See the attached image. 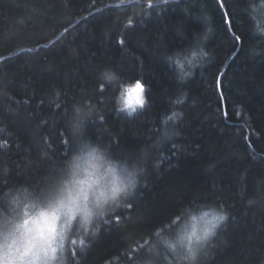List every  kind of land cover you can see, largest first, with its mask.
I'll use <instances>...</instances> for the list:
<instances>
[{
	"label": "trees",
	"instance_id": "trees-1",
	"mask_svg": "<svg viewBox=\"0 0 264 264\" xmlns=\"http://www.w3.org/2000/svg\"><path fill=\"white\" fill-rule=\"evenodd\" d=\"M249 2L0 0V192L38 187L62 163L77 103L94 107L85 134L113 155L147 149L142 185L69 264H129L157 225L193 202L228 212L198 264H264V41L251 34ZM209 23L210 56L178 83L162 55ZM106 67L140 82L142 111L115 109L116 84L98 78ZM180 93L176 135L160 140L161 116Z\"/></svg>",
	"mask_w": 264,
	"mask_h": 264
},
{
	"label": "clouds",
	"instance_id": "clouds-1",
	"mask_svg": "<svg viewBox=\"0 0 264 264\" xmlns=\"http://www.w3.org/2000/svg\"><path fill=\"white\" fill-rule=\"evenodd\" d=\"M246 14L252 36L264 41V0H250ZM213 31L209 23L194 33L191 45L162 55L178 83H186L206 62L210 54L205 45ZM249 51L260 54L258 49ZM98 78L116 84L113 103L118 112L131 117L147 105L146 95L135 89L137 82L122 81L113 68H103ZM186 99V93H180L170 100L173 109L161 116L160 140L176 135L174 125L183 115L178 106ZM94 111L91 104L72 106L67 128L73 148L38 187L18 184L0 192V264H69L71 249L88 247L102 221L142 185L147 149L129 160L87 137L86 124ZM227 219V210L214 202L185 204L144 238L135 264H198Z\"/></svg>",
	"mask_w": 264,
	"mask_h": 264
},
{
	"label": "rangeland",
	"instance_id": "rangeland-1",
	"mask_svg": "<svg viewBox=\"0 0 264 264\" xmlns=\"http://www.w3.org/2000/svg\"><path fill=\"white\" fill-rule=\"evenodd\" d=\"M142 89H143V87H142ZM142 92L144 93V89L142 90ZM78 251H81V249H78V248H75V247L72 248L71 251H70V253H69V260H70L71 258H73V260H74V258H76V257H75V254H76V252H78ZM141 255H142V252H141V251H140L138 254H137V252H136V255H132V258H134V259L131 260V261L129 262V264H135L136 260H137L138 258H140ZM124 264H128V263H124Z\"/></svg>",
	"mask_w": 264,
	"mask_h": 264
},
{
	"label": "snow or ice",
	"instance_id": "snow-or-ice-1",
	"mask_svg": "<svg viewBox=\"0 0 264 264\" xmlns=\"http://www.w3.org/2000/svg\"><path fill=\"white\" fill-rule=\"evenodd\" d=\"M129 23H131V21H129ZM237 39H239V37H237ZM0 59H3V58H0ZM135 89H138L140 92H142V85L140 84L139 81H137L136 83V86H135ZM129 91H133V89H130ZM137 102H139V95L137 94ZM117 219H119V217H117ZM143 249V245H140L136 251H137V254L139 253L140 250Z\"/></svg>",
	"mask_w": 264,
	"mask_h": 264
}]
</instances>
